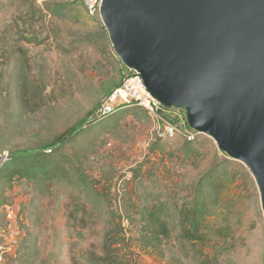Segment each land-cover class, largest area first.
<instances>
[{"label": "rangeland", "instance_id": "374dc122", "mask_svg": "<svg viewBox=\"0 0 264 264\" xmlns=\"http://www.w3.org/2000/svg\"><path fill=\"white\" fill-rule=\"evenodd\" d=\"M101 26L79 0H0V149L80 148L85 170L84 183L0 178V264H264L256 181L206 134H197L201 155L192 160L186 133L197 132L184 109L151 115L125 107L77 134L75 125L125 77ZM226 164L238 173L223 195L232 199L229 222L209 217L205 242L186 237L179 210L193 207L201 175ZM156 205L176 224L157 244L143 221Z\"/></svg>", "mask_w": 264, "mask_h": 264}, {"label": "water", "instance_id": "95a60500", "mask_svg": "<svg viewBox=\"0 0 264 264\" xmlns=\"http://www.w3.org/2000/svg\"><path fill=\"white\" fill-rule=\"evenodd\" d=\"M114 52L250 170L264 210V0H102Z\"/></svg>", "mask_w": 264, "mask_h": 264}, {"label": "trees", "instance_id": "16d2710c", "mask_svg": "<svg viewBox=\"0 0 264 264\" xmlns=\"http://www.w3.org/2000/svg\"><path fill=\"white\" fill-rule=\"evenodd\" d=\"M101 30L104 31V26H101ZM121 68L127 70L125 65H121ZM111 91L109 90L108 94ZM96 108L89 113L86 119L75 125L77 134L81 133L92 122L90 116ZM129 110L148 113L144 108L139 106H131ZM108 126L109 123L104 125L102 131L108 129ZM194 141L187 139L184 145L185 152H187L188 156H191L192 160L197 159L201 155V151L194 145ZM47 146L50 147L49 150L51 151L48 149L47 152L45 149H41L40 151L36 149H23L10 152V160L1 171L0 178H12L16 173H21V176L28 175L34 177H39L43 174L46 177L57 176L60 180H66L68 184L73 183V176L79 181L85 182L83 180L85 170L83 168L82 155L79 153L80 148H75L73 153L69 155L65 152L59 153V145L50 144ZM36 158H41L43 161L40 164H36ZM227 164L221 168L219 166L211 167L201 175L195 187L196 194L193 207L185 205L179 210V225L186 237H196L199 242H205L209 236V217L217 215L224 217L229 222L232 199L231 201L225 200L223 195L228 192L229 185L237 180L238 173L230 169ZM142 174L136 173L135 176L137 178V176H141ZM244 175L248 176L250 181L253 180L249 173L246 172ZM144 211L143 221L146 223V231L152 242L154 241L157 244L163 237L170 236L173 226H176V224L172 223L174 221H170L172 215L164 207L156 205L153 209H146ZM227 226L225 224L219 230L221 234L225 235L224 229L226 230Z\"/></svg>", "mask_w": 264, "mask_h": 264}, {"label": "built area", "instance_id": "2783aa9c", "mask_svg": "<svg viewBox=\"0 0 264 264\" xmlns=\"http://www.w3.org/2000/svg\"><path fill=\"white\" fill-rule=\"evenodd\" d=\"M84 3L87 12L92 17H100L102 0H79ZM130 106L144 108L151 115H158L164 107L147 89L139 72L127 68L123 81L104 97L100 105L90 116L91 121L102 120L117 110ZM174 133L175 129H170ZM178 131V129H176ZM198 133L187 132L189 140H195ZM51 151V150H49ZM10 160V152L0 149V173L5 164Z\"/></svg>", "mask_w": 264, "mask_h": 264}]
</instances>
